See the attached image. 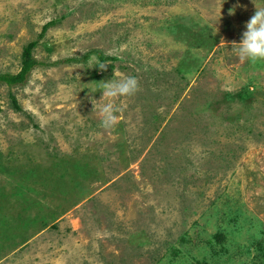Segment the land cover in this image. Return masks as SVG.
I'll use <instances>...</instances> for the list:
<instances>
[{
    "label": "rangeland",
    "instance_id": "obj_1",
    "mask_svg": "<svg viewBox=\"0 0 264 264\" xmlns=\"http://www.w3.org/2000/svg\"><path fill=\"white\" fill-rule=\"evenodd\" d=\"M256 6L0 0V74L39 62L0 82V264H264V61L233 47Z\"/></svg>",
    "mask_w": 264,
    "mask_h": 264
},
{
    "label": "clouds",
    "instance_id": "obj_2",
    "mask_svg": "<svg viewBox=\"0 0 264 264\" xmlns=\"http://www.w3.org/2000/svg\"><path fill=\"white\" fill-rule=\"evenodd\" d=\"M231 13V10H230ZM238 45V47H236ZM233 47L240 60L250 61L252 64L264 61V7H257L255 13L246 22V30L239 43L233 42ZM97 65L101 70H106V63ZM140 91L139 80L128 76L120 80H108L102 84V97L107 99L100 108L101 126L105 129L115 127L119 123L117 113L120 111L114 101L122 96H133Z\"/></svg>",
    "mask_w": 264,
    "mask_h": 264
},
{
    "label": "trees",
    "instance_id": "obj_3",
    "mask_svg": "<svg viewBox=\"0 0 264 264\" xmlns=\"http://www.w3.org/2000/svg\"><path fill=\"white\" fill-rule=\"evenodd\" d=\"M46 28V26L43 27V30ZM43 33V32H42ZM35 41L27 43L22 51L21 54V62H20V68L17 73L11 74V73H2L0 74V82L7 84L8 86L12 85H20L23 84L27 80V76L31 72V70L39 65V62L33 57L32 50L35 46ZM89 52L86 53L81 59L85 60L89 56ZM97 57L102 60L103 57L100 55V53L96 54ZM65 61H78L76 58H68L65 59ZM15 103V101L13 100ZM218 241H223L224 237L223 235L217 236Z\"/></svg>",
    "mask_w": 264,
    "mask_h": 264
}]
</instances>
